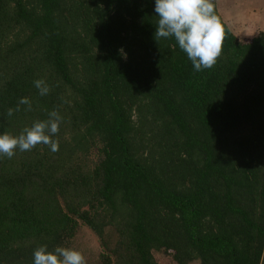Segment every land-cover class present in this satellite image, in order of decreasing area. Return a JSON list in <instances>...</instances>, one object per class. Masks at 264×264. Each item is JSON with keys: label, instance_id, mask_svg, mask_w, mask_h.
Here are the masks:
<instances>
[{"label": "trees", "instance_id": "1", "mask_svg": "<svg viewBox=\"0 0 264 264\" xmlns=\"http://www.w3.org/2000/svg\"><path fill=\"white\" fill-rule=\"evenodd\" d=\"M212 2L222 54L196 72L155 40V0H0V134L63 118L57 152L0 158V264L80 227L97 264H264V33L239 39Z\"/></svg>", "mask_w": 264, "mask_h": 264}, {"label": "clouds", "instance_id": "2", "mask_svg": "<svg viewBox=\"0 0 264 264\" xmlns=\"http://www.w3.org/2000/svg\"><path fill=\"white\" fill-rule=\"evenodd\" d=\"M155 13L158 21L154 38H175L179 48L186 53L194 71L211 69L222 54L224 41L223 28L214 14L212 0H155ZM124 55L123 49L120 50ZM40 96L48 95L50 86L43 79L33 81ZM26 105L25 111L32 110L31 100L21 98L15 109L9 108L6 115L11 117ZM63 118L59 111L53 109L48 119L35 121L19 135L5 132L0 134V158L11 159L18 149L31 151L37 145L48 146L51 152L59 150V140L54 139L60 131ZM33 264H87L84 254L76 249L57 246L49 251L46 245L38 247L33 253Z\"/></svg>", "mask_w": 264, "mask_h": 264}, {"label": "rangeland", "instance_id": "3", "mask_svg": "<svg viewBox=\"0 0 264 264\" xmlns=\"http://www.w3.org/2000/svg\"><path fill=\"white\" fill-rule=\"evenodd\" d=\"M220 7V13L224 20L229 22L230 28L235 35L242 39H249L263 29L257 10L264 0H215ZM222 18V19H223ZM81 251L87 264L100 263L101 250L96 239L85 229L78 228L71 246ZM157 264H175L170 255L162 253L154 254ZM192 264H198L194 262Z\"/></svg>", "mask_w": 264, "mask_h": 264}, {"label": "crops", "instance_id": "4", "mask_svg": "<svg viewBox=\"0 0 264 264\" xmlns=\"http://www.w3.org/2000/svg\"><path fill=\"white\" fill-rule=\"evenodd\" d=\"M216 6H217V10H218V12H219V14H220V16H221V18H223L222 17V15H221V13H220V7L218 6V4H217V2H216ZM257 16H260V23H261V25L263 26V29L261 30V31H259L258 33H264V1H263V3L261 4V6L259 7V9L257 10ZM227 25H228V27L230 28V25H229V22H227L226 20H224V18L222 19ZM231 29V28H230ZM232 30V29H231ZM232 32H233V30H232ZM257 33V34H258ZM234 34H236V33H234ZM256 34V35H257ZM237 35V34H236ZM256 35H254V36H256ZM254 36H252V37H254ZM251 37V38H252ZM244 38V35H243V37H242V39ZM251 38H249V39H251Z\"/></svg>", "mask_w": 264, "mask_h": 264}]
</instances>
